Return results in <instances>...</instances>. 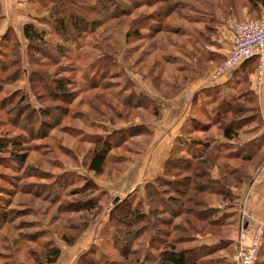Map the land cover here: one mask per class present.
Returning <instances> with one entry per match:
<instances>
[{"label": "rangeland", "instance_id": "obj_1", "mask_svg": "<svg viewBox=\"0 0 264 264\" xmlns=\"http://www.w3.org/2000/svg\"><path fill=\"white\" fill-rule=\"evenodd\" d=\"M24 1L25 16L22 15V8L18 18L12 20L10 16L14 26H7L1 22L3 16L0 17V40L9 27L17 34V40L6 42L3 48L4 53L14 55L17 66L5 73H1L0 69V138L8 146L5 153H0V187L8 186L10 189L8 193L2 190L4 195L0 194V203L6 207L7 215L0 220V264H48L49 258L45 259L44 255L52 247L59 250V256L52 264H136V259L147 251L145 248H148L150 235L141 233L132 240L131 250L124 248L128 241L126 232L141 226L136 224L131 227L122 223L128 221L125 217L119 218L123 206L112 210L113 200L126 196L139 202V195L144 192L146 184H141L142 187L136 185L134 191L127 193L132 182L130 176L133 172L136 184L144 177L149 180L146 176L148 170L141 173L136 167L141 165L146 154L150 155L156 148L159 143L157 137L163 130L167 131L163 139L169 141L165 150L173 148L167 159L171 153L184 158L182 160L191 158L187 147L191 144L190 133L183 130L185 132H181L180 137H175L174 128L177 125L168 123H171L173 114L171 101L184 97L183 104L188 105L192 98L188 89L201 79L212 84L227 75L235 77L238 73L234 89L224 91L228 88L225 85L206 90L208 95L203 101L209 105L207 111L213 117L209 120V116L204 115L209 124L200 117L191 122L192 127L200 132L199 142L207 144L211 161L216 158V163L209 170V180L220 182L219 188L228 192L229 200L236 188L254 177V164H257L256 167L263 165L264 152L259 154L254 164L241 158L250 151L245 149L249 147L247 139L263 129L264 79L262 86L257 87L258 59L247 67L240 65L216 82L210 81L230 51L232 22L256 21L263 17L264 0H171L168 3L155 0L153 4L139 3L144 0H67L69 4L63 5L67 16L75 13L88 21L104 22L84 36L70 37L71 33L65 31L63 37L67 41H62L63 37L56 36L51 26L43 22L48 16L51 1ZM102 4L108 5V8H98ZM166 5L171 7L169 11L158 16ZM123 12L126 13L122 15ZM138 17H142L141 22ZM28 21L47 31V40L37 44L40 53L28 51L26 42L21 38L23 24ZM133 21L139 23L138 28ZM55 49L63 55L57 57ZM104 54L110 57L107 68L103 67L105 62H98L103 60ZM0 61L4 64L8 58L0 55ZM32 70L35 71L33 77ZM96 77L99 81H95ZM57 79L70 87L71 95L66 104L49 98L43 92L48 82ZM6 80H10L11 84H6ZM22 97L27 103L31 101L34 108L40 105L46 107V117L32 118L21 103ZM220 105L222 109L219 111ZM17 107H21L23 113L20 110L16 112ZM216 110L220 112L219 116L217 113L214 115ZM228 128L233 133L232 143L227 142L222 134ZM250 132L255 133L251 135ZM116 133H120L124 142L119 146H109L102 173L95 175L89 172L87 163L94 151L89 140ZM9 140H15L18 148L15 149L11 142L7 143ZM255 140L259 147L264 146L263 133ZM192 147L196 153L202 149L201 145L194 144ZM215 149L216 154L213 153ZM11 152L24 155L25 164L22 167L14 170L2 167L10 161L8 155ZM151 160L148 159L150 165L153 164ZM159 170L160 167L156 172ZM173 172L178 174L176 170ZM63 173L74 174L77 179L85 181L77 180L59 187L57 177ZM163 173L164 165L160 170V174ZM185 174L183 172L178 178ZM87 180L94 182L95 187ZM221 182L226 185L225 188L220 187ZM1 197L7 200L3 201ZM208 198L210 204H217L219 213L223 215L213 218L222 219L221 226L213 227L209 220L208 223L196 222L192 209L198 211L201 207L191 208L190 205L185 208L190 207L191 212L187 209L178 218H171L165 213L157 214L156 218L172 224L173 236L174 230L183 232L188 220L195 225L193 234L196 238L217 231L223 234L225 228L228 233L236 220L234 212L226 216L230 214L227 210L233 199L225 202L218 192ZM246 216L243 215L244 221L249 219ZM113 221L120 238L126 236L117 245L113 243L109 226ZM256 222L264 223V219L254 218V223L249 222L247 226L254 228ZM157 229L169 230L161 224ZM236 236L241 241L238 250L249 240L240 230ZM159 237L164 238L162 235ZM176 237L183 235L178 234L174 239ZM154 245L158 247L156 243ZM263 245L264 234L257 263ZM158 251V248L152 249V256H156ZM214 254V257L217 256L216 250ZM124 257L128 260L125 261ZM200 261H204V257ZM231 261L221 263L230 264Z\"/></svg>", "mask_w": 264, "mask_h": 264}, {"label": "trees", "instance_id": "obj_2", "mask_svg": "<svg viewBox=\"0 0 264 264\" xmlns=\"http://www.w3.org/2000/svg\"><path fill=\"white\" fill-rule=\"evenodd\" d=\"M51 1V7L49 8L47 17L43 19V22L45 24H48L51 26V29L53 33L56 36L63 37V34L65 35V31L68 33H71L70 37L72 36H84L86 33H92L93 30L97 27H100V25H103V21H88L87 19H84L82 16L75 15V13H71L67 16L65 10H64V4H69L67 0H49ZM158 1V0H157ZM156 1V2H157ZM164 2L168 3L171 0H163ZM155 0H144V2H139L143 4H153ZM259 2H263V0H259ZM165 10H161L158 16H160L162 13L166 14V11L168 12L171 7L166 5ZM108 8V5H100L98 8ZM105 10V9H103ZM123 12L122 15H124ZM94 20V19H93ZM138 21H142V17H138ZM152 20V19H151ZM136 23L135 27L138 28L139 23L133 21V24ZM70 26V28H68ZM10 27L5 30V32L2 34V40H0V55L3 57L8 58V61H5L4 64L2 61H0V69L1 73L7 72L9 69H11L13 66H17V59L14 57V55L6 54L3 51V48L5 47L6 42H14V40H17V34L11 30ZM155 31V30H154ZM47 31L45 29L38 28L36 25L31 23L30 21L25 22L22 27L21 32V38L26 42L28 51H32L34 54L40 53V47L37 44L42 43L46 39ZM74 34V35H73ZM62 41H67V38L63 37ZM61 47V46H60ZM62 50V48H61ZM56 55H59L57 57H61L63 53L57 52ZM63 51V50H62ZM15 58V59H14ZM109 56L107 54L102 55V59L98 61L100 64L105 62V65L103 67L107 68V65H109ZM13 59L12 61H10ZM256 60V57H253L251 59H248L245 61L241 66L247 67L251 62H254ZM16 61V65H15ZM35 61H32L34 63ZM14 67V68H15ZM4 71V72H2ZM35 74V71L32 70L31 76ZM103 74H100L102 76ZM7 76V75H6ZM35 80H37V76H34ZM98 80V77L95 78V81ZM47 81V80H46ZM33 82V79H32ZM6 84H11L10 80H6ZM52 84V85H51ZM70 87L68 85L66 86L63 83V80L57 79L56 81H50L48 82L44 88L43 92H46L49 98H55L58 99V102H61L62 104H66L70 98ZM22 97L20 98L21 103L23 102V107L27 109L29 114L32 116V118L36 117H46V112L48 111L46 107L43 105H40L39 108H34L31 101L27 103L26 99ZM9 99L7 98L6 102H8ZM220 105L219 109H222ZM44 107V108H43ZM19 107L15 108V111L23 113V110L18 109ZM232 109V108H231ZM63 112H66L65 110H62ZM238 113V109H237ZM220 114V113H219ZM17 116H21L17 114ZM21 119V118H17ZM19 120L17 122H19ZM57 123L55 122L54 126ZM209 124V123H207ZM27 128H30V125L26 126ZM196 128V127H195ZM237 129V128H236ZM235 129V130H236ZM120 133L116 134H107L106 136H98V137H92L89 142H91L94 146V151L92 153V157L90 158L89 162L87 163V170L89 172L94 173L95 175H99L102 173L104 166L107 163L109 152V146H119L121 143H123L122 137L119 135ZM130 134V132H129ZM223 137L227 140H232L233 133L228 128L224 130L222 133ZM89 139V138H88ZM191 144L201 145L202 149L199 153V155H190V159L179 158L176 157L177 155L171 153L169 158L166 160L164 164V173L161 175V177H157L154 182L147 183L144 188V196L143 198H140L139 202L132 201L129 197H125L121 200H119L116 204H114L113 209L115 210L120 206H123L122 209L118 210L120 211V217H125L126 221H122V223L129 224V226L133 227L134 225L141 226L140 228L137 227L134 231H127L125 235H127L128 241L126 245H124V248H129L132 245V240L135 239V236H140L141 233L147 232L150 237L148 239V248L147 251L143 253V255L138 257L136 259V264H142V262H147L149 264H200V261L202 257L205 255L210 254L213 250L212 249H206V248H197L193 246L199 237H195L193 234L195 231V225L191 223L190 220L186 222V227L183 230V232L178 233L176 230H174L175 235L173 236V227L172 224L165 219H162L159 221L156 216L160 213H165L169 215L171 218H178L179 214H183L186 212H191L190 207L185 208L186 205H190L191 208L194 207H201V210H194L192 209V212H195V219L196 222H202V223H208L207 220H209L210 224H212L213 227L221 226L222 219L214 220V216H218L219 211L218 209L214 208L212 204H210V198L209 195L215 194V192H218L219 195H221V199L225 200V202H230L233 198H229L227 200L228 192H224L222 189L219 188L220 182L217 180L211 181L209 180V170L214 163H216L214 160L211 161V155L207 152V144L206 143H200V139L195 140L194 142L190 140ZM11 142L10 140L7 141ZM193 142V143H192ZM12 146L17 149L18 143L11 142ZM192 146V145H191ZM7 144L4 139L0 138V153H5L7 149ZM205 148V149H204ZM217 149L213 150L214 154H216ZM23 154L13 153L11 152L10 155H8V159L10 160L8 163L4 164L2 167L10 168L11 170L18 169V167H22L24 163ZM5 161V160H4ZM4 163V162H3ZM0 164L1 161H0ZM17 165V166H16ZM176 170L178 174H175L173 171ZM187 173L183 176H181V179L178 178L182 173ZM13 177L11 182L13 181ZM77 180L85 181V179L80 178L77 179V177L74 174L70 173H63L62 175H59L57 177L56 184L59 187H65L68 184H71L72 182H76ZM87 182H91L90 180H87ZM93 186L95 187V183L91 182ZM222 183V182H221ZM222 188H225L226 185L224 183L221 184ZM218 188V189H216ZM216 189L214 192L213 190ZM2 190L5 192H10L9 187H0V194L2 193ZM4 195V194H1ZM5 195H8L5 193ZM10 195V194H9ZM11 196V195H10ZM3 201H6L7 199L5 197H1ZM2 203V202H1ZM0 203V220H3L7 217L6 215V207L4 205H1ZM181 208V209H180ZM111 210V211H112ZM117 211V212H118ZM193 214V213H192ZM221 215V214H220ZM223 216V215H221ZM118 217V216H116ZM219 217V216H218ZM223 218V217H222ZM155 219V221H154ZM224 219V218H223ZM114 221L109 223L110 228L112 229V238L113 243L115 245L120 243V236L117 234L116 225H114ZM161 224L164 227H166L167 232L158 230V225ZM153 227V228H152ZM175 227V226H174ZM220 232V231H219ZM217 232H211L213 235H220ZM183 235V237H176L178 234ZM132 234V235H131ZM164 236V238H161L159 236ZM126 239V236L122 238L121 240ZM123 242V241H122ZM126 241L124 240V243ZM186 242L185 245H180L181 243ZM156 243L158 247L154 245ZM189 243V244H188ZM154 248H158V254L156 256H152L151 250ZM131 250V249H130ZM129 250V251H130ZM46 256L47 263L52 264L55 260H57L59 256V250L56 247L48 248L47 253L44 255ZM130 256V255H129ZM128 256V257H129ZM128 257H124L125 261L128 260ZM143 257V259H142ZM142 259V260H141ZM100 261V260H99ZM126 263V262H125ZM122 263V264H125ZM202 264V263H201Z\"/></svg>", "mask_w": 264, "mask_h": 264}, {"label": "crops", "instance_id": "obj_3", "mask_svg": "<svg viewBox=\"0 0 264 264\" xmlns=\"http://www.w3.org/2000/svg\"><path fill=\"white\" fill-rule=\"evenodd\" d=\"M25 2L26 1L24 0H0V17L3 16L1 22L3 23L5 22L7 26L9 25L14 26V22L12 20L18 18V15L21 14L19 12V9L22 8L21 10L24 12V14L22 15L25 16V8H26ZM26 15H27L26 18H28V13H26ZM10 16L13 18L12 20H9ZM237 75L238 73H235V77L232 75H227L220 82H216L212 84L208 83L207 81H203V79L191 84V87L188 89V91L191 92L192 98H190L191 101L190 100L188 101V105L183 104L184 97H178V99H176L175 101L174 100L171 101V109L173 114H172L171 123L169 122L168 124H172V125L175 124V126L177 125V127L174 128L175 130L174 132L176 133L175 137L176 136L180 137L181 132L186 131L190 133L189 137L190 140H192L193 142L195 140L200 139L198 138V135L200 134L199 130L196 129L195 127H192L191 122H194L193 120H198V117H200L203 122L207 121L208 123L209 120L213 119L211 114H208L209 112L207 111L209 110V105H206V103H204L203 101L205 97L208 95L206 90L209 87L214 86L215 88H221L225 85H227L228 88H226L224 91L231 88L234 89L233 85H235L238 82L236 81ZM220 91H218L217 94H219ZM218 110L220 111L221 109L218 108ZM216 113L219 116L220 112H217L216 110L214 115H216ZM204 115L209 116L207 117L209 120L207 118H204ZM262 115H263L262 116L263 129H261L262 131L260 130V132L256 134L257 136L262 133L264 134V112L262 113ZM187 124H189L188 129H185V126ZM147 127L149 126L147 125ZM166 132H167L166 130H163V132H161V134L157 137V141H159V143L156 144V148L150 153V155L146 154V156L140 162L141 165L136 167L138 172L141 171V173L145 170H148L146 176L149 180H145L146 178L144 177L136 184L134 182L133 172H132L130 176L132 178L131 187L129 188L127 193L134 191L136 187L137 186L140 187L141 184L143 186L144 183L145 184L151 183V181L155 180L158 177V174H160V170L163 169V165L165 164L169 152L171 151V149H173L170 148L165 150L166 146H168L169 144V141L163 139L166 136ZM251 133L254 134L255 132H250V134ZM256 135L250 136L249 139H247L246 141L249 143V147L245 148L247 151L250 150L248 155L241 156V158L243 157V159H245V161L250 162V164L251 163L254 164L253 162H255V160L258 159L259 154H262V152H264V146L259 147L257 145V141L255 140V137H257ZM171 139L173 140V138ZM231 141L232 140H228L227 142L232 143ZM171 144H173V142H171ZM191 145L193 144L187 145V147H189L188 150L189 155H198L199 153H196V151L193 149ZM150 158H152L151 162L153 163L151 165L148 162V159ZM146 164H148L149 166H146ZM256 165L257 164L255 163L253 166L254 171H256L254 172L255 173L254 177L251 180H249L247 183L241 184V187L239 189L236 188L234 190L235 192L232 195L233 202H231L229 206L227 205L228 207H230L227 210L230 214L226 216L232 215L233 212L235 213L236 216V220H234L235 223L230 226L231 230L228 231L227 233V229L225 228L223 230V234L220 235L209 234L206 236L199 237L197 242L193 245L197 248L202 247L213 250L210 254H208L209 256L208 255L204 256L203 264H222L221 262L229 263L232 260L233 256L237 251L238 244L241 242L239 241V236H236V234L240 230L239 226L243 221L242 219L243 215H247L253 219L254 218L264 219V163L263 165L260 166L258 165L257 167ZM158 167H160V170L159 172H156V169H158ZM153 175L154 177L151 178V176ZM140 194L141 195L138 194L140 198H143L144 192H141ZM216 205L217 204L212 206L213 207L215 206L214 208L217 209ZM215 250L217 251V256L214 257V255L216 254V253L214 254ZM208 257H209L208 259L209 261H206V258ZM259 259L260 260L258 261L257 264H264V245L260 253Z\"/></svg>", "mask_w": 264, "mask_h": 264}, {"label": "built area", "instance_id": "obj_4", "mask_svg": "<svg viewBox=\"0 0 264 264\" xmlns=\"http://www.w3.org/2000/svg\"><path fill=\"white\" fill-rule=\"evenodd\" d=\"M253 57H256L259 61L256 84L257 87H260L264 79V16L256 21L243 20L232 22V44L230 51L226 60L217 69L210 82L220 80L223 76L231 73ZM246 218L248 217L246 216ZM249 222L254 223V219L249 217V219L243 220L240 227V232L249 241L238 248L234 260L230 264H257V257L262 247L264 223L256 222L254 228H249L247 226ZM241 238H243L242 234Z\"/></svg>", "mask_w": 264, "mask_h": 264}, {"label": "water", "instance_id": "obj_5", "mask_svg": "<svg viewBox=\"0 0 264 264\" xmlns=\"http://www.w3.org/2000/svg\"><path fill=\"white\" fill-rule=\"evenodd\" d=\"M118 200H119L118 198H115V199L113 200V204H116Z\"/></svg>", "mask_w": 264, "mask_h": 264}]
</instances>
